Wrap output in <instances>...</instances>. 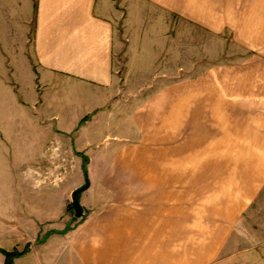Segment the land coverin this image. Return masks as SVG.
I'll list each match as a JSON object with an SVG mask.
<instances>
[{
  "label": "crops",
  "instance_id": "obj_1",
  "mask_svg": "<svg viewBox=\"0 0 264 264\" xmlns=\"http://www.w3.org/2000/svg\"><path fill=\"white\" fill-rule=\"evenodd\" d=\"M138 1L229 32L237 59L114 101L116 23ZM26 2L24 43L0 49V249L29 245L16 264H264V0Z\"/></svg>",
  "mask_w": 264,
  "mask_h": 264
},
{
  "label": "rangeland",
  "instance_id": "obj_2",
  "mask_svg": "<svg viewBox=\"0 0 264 264\" xmlns=\"http://www.w3.org/2000/svg\"><path fill=\"white\" fill-rule=\"evenodd\" d=\"M29 9L26 0H0V49L5 55H12V45L24 43ZM121 9V18L116 23L114 84L120 88L113 97L116 102L135 107L160 88L237 59V48L229 32L222 36L211 34L139 1L128 9ZM20 50L27 51V48ZM4 67L12 71L13 63L4 61ZM25 95L29 98L27 93H23L22 98ZM69 112V118H73L74 112ZM84 174L89 180L87 164ZM262 219L264 221V217ZM259 230L256 228L257 234ZM17 262L32 264V258Z\"/></svg>",
  "mask_w": 264,
  "mask_h": 264
},
{
  "label": "trees",
  "instance_id": "obj_3",
  "mask_svg": "<svg viewBox=\"0 0 264 264\" xmlns=\"http://www.w3.org/2000/svg\"><path fill=\"white\" fill-rule=\"evenodd\" d=\"M87 161V160H86ZM87 164V163H86ZM87 183H89L88 179H87ZM69 210L75 214L74 209L72 207V204L70 203L69 205ZM30 252V248L29 245L23 250V251H19L17 249H14L12 251H8L5 249H0V253L4 255L5 257V261L4 264H16V260L18 258L23 257L24 255L28 254Z\"/></svg>",
  "mask_w": 264,
  "mask_h": 264
},
{
  "label": "water",
  "instance_id": "obj_4",
  "mask_svg": "<svg viewBox=\"0 0 264 264\" xmlns=\"http://www.w3.org/2000/svg\"><path fill=\"white\" fill-rule=\"evenodd\" d=\"M87 187L88 183H86V185H84L83 187L76 189L71 195V204L74 209L75 215L78 218H81L83 216V208L80 203V195L87 189Z\"/></svg>",
  "mask_w": 264,
  "mask_h": 264
}]
</instances>
